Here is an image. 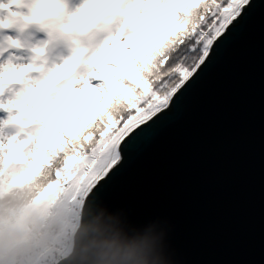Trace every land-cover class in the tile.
Wrapping results in <instances>:
<instances>
[{
    "label": "water",
    "instance_id": "95a60500",
    "mask_svg": "<svg viewBox=\"0 0 264 264\" xmlns=\"http://www.w3.org/2000/svg\"><path fill=\"white\" fill-rule=\"evenodd\" d=\"M71 254L97 230L150 232L174 264H264V0L215 47L170 110L125 149Z\"/></svg>",
    "mask_w": 264,
    "mask_h": 264
},
{
    "label": "snow or ice",
    "instance_id": "6c2138e0",
    "mask_svg": "<svg viewBox=\"0 0 264 264\" xmlns=\"http://www.w3.org/2000/svg\"><path fill=\"white\" fill-rule=\"evenodd\" d=\"M22 6V0H12ZM256 0H84L67 17L64 0H35L28 23L85 34H112L90 61L86 78L58 86L84 55L57 67L17 99L0 102L9 114L4 126L22 130L0 141V167L26 164L32 169L62 161L57 183L78 198L101 201L100 189L121 167L133 139L170 110L196 77L215 47L244 18ZM11 5H0L9 8ZM13 15H17L13 13ZM11 27L0 21V28ZM113 29L115 31L113 32ZM19 47L18 41H11ZM44 55V49H36ZM109 53L112 55L109 56ZM33 65L0 72V97L9 85L23 84ZM56 93L53 97V93ZM71 110L69 120L65 113ZM17 115H11L13 112ZM25 173L23 179L29 177ZM51 190V189H50Z\"/></svg>",
    "mask_w": 264,
    "mask_h": 264
},
{
    "label": "rangeland",
    "instance_id": "374dc122",
    "mask_svg": "<svg viewBox=\"0 0 264 264\" xmlns=\"http://www.w3.org/2000/svg\"><path fill=\"white\" fill-rule=\"evenodd\" d=\"M34 3L35 0H22V6H17L12 3V0H0V5H11L9 8H0V21L11 23L9 28H0V72L9 65L17 69L28 65L42 69V71L29 73L23 84L9 85L4 96L0 97V102L7 103L9 100L17 99L19 93L45 80L57 67L72 60L81 50L84 55L74 65L75 70L72 76L62 82L58 89H62L72 81L86 78L91 70V59L112 34L99 29H93L85 34L78 32L69 34L58 28L53 29L37 23H28L26 18L31 17ZM64 3L67 13L64 23L67 24V17L75 14L83 5L84 0H64ZM13 13L17 15H13ZM114 31L115 29H113ZM13 40L19 42V47L12 45L11 41ZM44 44H47L48 50L44 51L42 56L37 55L35 50L43 49ZM55 95L54 92L53 97ZM17 114L14 111L11 115ZM8 119L9 114L3 111L0 114V141L4 143H7L11 136L17 134H21L22 139L26 138L23 135L24 132L35 130L34 128L22 130L15 125L4 126L3 121ZM53 163L55 169L58 170L62 161L54 159ZM51 164H47V166ZM31 170L34 172L29 173ZM25 173H29V177H33L37 171L26 164L0 167V176L3 175L5 181H11V184L16 182L17 185L25 186L31 179L29 177L23 179ZM56 183L57 180L54 184ZM52 185L43 189L31 204L25 207L38 212L44 232L43 239L31 257V264H51L53 261L60 263L67 258V254L72 251L73 239L79 227L80 213L87 198H78L72 195L65 184H61L57 188H52ZM51 259L52 261L49 262Z\"/></svg>",
    "mask_w": 264,
    "mask_h": 264
},
{
    "label": "clouds",
    "instance_id": "9594fccd",
    "mask_svg": "<svg viewBox=\"0 0 264 264\" xmlns=\"http://www.w3.org/2000/svg\"><path fill=\"white\" fill-rule=\"evenodd\" d=\"M43 236L38 212L0 205V264H31ZM87 252L90 264H174L167 244L150 232L97 230Z\"/></svg>",
    "mask_w": 264,
    "mask_h": 264
},
{
    "label": "trees",
    "instance_id": "16d2710c",
    "mask_svg": "<svg viewBox=\"0 0 264 264\" xmlns=\"http://www.w3.org/2000/svg\"><path fill=\"white\" fill-rule=\"evenodd\" d=\"M109 55L112 54L109 53ZM2 112L3 111H0V114ZM66 117H68L69 120L75 119V117H71V110ZM35 171H37V173L33 177H29L31 179L25 186L22 184L17 185L16 182L11 184V181H5L3 175L0 176V205H19L25 208L31 204L43 189L54 184L57 180V169H55L54 163L49 166L44 164L43 167H38ZM32 172L34 171H29V173ZM70 252L67 254V257L70 255ZM50 261H52V259L49 260V262Z\"/></svg>",
    "mask_w": 264,
    "mask_h": 264
},
{
    "label": "built area",
    "instance_id": "2783aa9c",
    "mask_svg": "<svg viewBox=\"0 0 264 264\" xmlns=\"http://www.w3.org/2000/svg\"><path fill=\"white\" fill-rule=\"evenodd\" d=\"M68 257H69V256H68ZM68 257H67V258H68ZM67 258H66L65 260H67ZM53 262H54V261H53ZM53 262H52L51 264H59V263H56V262L53 263Z\"/></svg>",
    "mask_w": 264,
    "mask_h": 264
}]
</instances>
